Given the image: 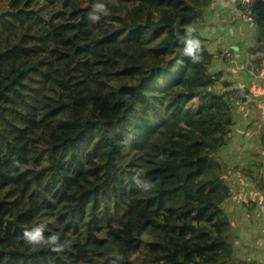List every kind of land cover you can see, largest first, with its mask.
<instances>
[{
    "label": "trees",
    "instance_id": "obj_1",
    "mask_svg": "<svg viewBox=\"0 0 264 264\" xmlns=\"http://www.w3.org/2000/svg\"><path fill=\"white\" fill-rule=\"evenodd\" d=\"M210 1L0 0V264H264L224 207L261 209L264 120L234 188L213 156L236 88L210 68ZM95 3L108 13L93 22ZM41 225L67 246L29 245Z\"/></svg>",
    "mask_w": 264,
    "mask_h": 264
},
{
    "label": "crops",
    "instance_id": "obj_2",
    "mask_svg": "<svg viewBox=\"0 0 264 264\" xmlns=\"http://www.w3.org/2000/svg\"><path fill=\"white\" fill-rule=\"evenodd\" d=\"M240 3L241 0H211L203 8L201 19L205 43L213 54L211 70L229 79L234 88L240 87L247 93L242 103L233 105L234 122L229 136L213 153L225 165V176L230 178L234 188L244 186L245 179L255 174L253 161L262 152L259 124L264 120V20H244L240 16ZM225 51L236 56V61L225 60ZM213 140L211 135L209 141ZM242 191L247 197H262L254 185L250 189L243 187ZM233 211L245 230L249 229L246 222L253 213L239 211L236 202ZM256 227L264 229L263 225L256 224ZM261 247L260 258L264 260V241Z\"/></svg>",
    "mask_w": 264,
    "mask_h": 264
},
{
    "label": "clouds",
    "instance_id": "obj_3",
    "mask_svg": "<svg viewBox=\"0 0 264 264\" xmlns=\"http://www.w3.org/2000/svg\"><path fill=\"white\" fill-rule=\"evenodd\" d=\"M242 1V0H241ZM245 3L251 4L253 0H244ZM115 3V0H113ZM241 6V3H240ZM108 13V8L102 3H95L92 5L91 11L88 13V17L91 21L95 22L100 18L101 14L106 15ZM264 20V19H260ZM257 21V20H255ZM254 22V21H252ZM187 36L184 40L185 47H184V55L190 57L194 62L200 59L199 52H200V41L193 37L191 33L194 31L193 28L189 27L187 30ZM182 63V61H179ZM153 185L149 182H145L143 184L137 182V187L141 190L147 191ZM43 225L40 227H34L31 230L26 229L23 234L22 238L29 244V245H42L45 247H51L53 251H62L67 244H53L54 241L58 239L56 235H50L47 238L43 234Z\"/></svg>",
    "mask_w": 264,
    "mask_h": 264
},
{
    "label": "built area",
    "instance_id": "obj_4",
    "mask_svg": "<svg viewBox=\"0 0 264 264\" xmlns=\"http://www.w3.org/2000/svg\"><path fill=\"white\" fill-rule=\"evenodd\" d=\"M240 16L246 21H255L264 19V0H253V2L249 5L241 1L240 6ZM226 58L231 61H236V56H234L231 52H229ZM247 98L246 92L244 89L238 87L235 89L234 95L232 96V103L240 104ZM261 209L264 211V199L260 201ZM264 218V217H261Z\"/></svg>",
    "mask_w": 264,
    "mask_h": 264
},
{
    "label": "rangeland",
    "instance_id": "obj_5",
    "mask_svg": "<svg viewBox=\"0 0 264 264\" xmlns=\"http://www.w3.org/2000/svg\"><path fill=\"white\" fill-rule=\"evenodd\" d=\"M219 87H221V84H218ZM264 178V168L262 169L261 173L259 174L258 180H262ZM224 207L226 210H234V202L232 199H229L224 203ZM261 217H264V211L262 209L255 211L251 216V222H246V226L251 227L249 228L248 234H243V238L245 241H249L251 243H254L256 246V249H260L262 251V242L264 241V229H257L256 224L259 226L263 225V221L261 220ZM245 221H248V218L245 217ZM239 233V232H237ZM237 241H232L233 246H236L237 248L240 246L238 244V236H236ZM261 251L259 252V257L261 256Z\"/></svg>",
    "mask_w": 264,
    "mask_h": 264
},
{
    "label": "bare ground",
    "instance_id": "obj_6",
    "mask_svg": "<svg viewBox=\"0 0 264 264\" xmlns=\"http://www.w3.org/2000/svg\"><path fill=\"white\" fill-rule=\"evenodd\" d=\"M44 55H45V56H47V55H48V53H45Z\"/></svg>",
    "mask_w": 264,
    "mask_h": 264
}]
</instances>
